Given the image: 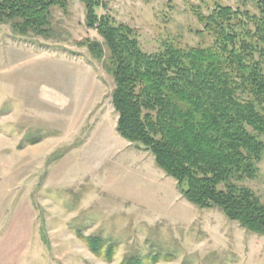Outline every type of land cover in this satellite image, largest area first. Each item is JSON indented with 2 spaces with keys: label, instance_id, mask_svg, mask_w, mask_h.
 <instances>
[{
  "label": "rangeland",
  "instance_id": "374dc122",
  "mask_svg": "<svg viewBox=\"0 0 264 264\" xmlns=\"http://www.w3.org/2000/svg\"><path fill=\"white\" fill-rule=\"evenodd\" d=\"M102 1L98 13L134 27L147 52L210 44L192 8L240 4ZM86 39L103 42L80 0L52 8L48 38L0 23V264H264V235L188 201L117 132L114 78ZM259 167L240 184L264 200V157ZM90 235L117 243L113 257L93 252Z\"/></svg>",
  "mask_w": 264,
  "mask_h": 264
},
{
  "label": "trees",
  "instance_id": "16d2710c",
  "mask_svg": "<svg viewBox=\"0 0 264 264\" xmlns=\"http://www.w3.org/2000/svg\"><path fill=\"white\" fill-rule=\"evenodd\" d=\"M80 1L86 24L103 38L81 44L114 78L117 132L150 151L188 201L218 207L264 235V200L240 184L258 176L264 157V0L192 8L212 42L184 46L166 40L155 52L142 48L134 27L99 14L106 6L102 0ZM68 3L0 0V23L11 22L22 35L48 38L52 8ZM84 240L109 258L118 246L101 236ZM127 264L152 263L133 257Z\"/></svg>",
  "mask_w": 264,
  "mask_h": 264
}]
</instances>
